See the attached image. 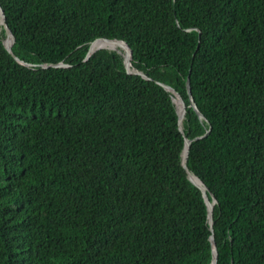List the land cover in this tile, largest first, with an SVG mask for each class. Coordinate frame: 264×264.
<instances>
[{"label": "trees", "instance_id": "trees-1", "mask_svg": "<svg viewBox=\"0 0 264 264\" xmlns=\"http://www.w3.org/2000/svg\"><path fill=\"white\" fill-rule=\"evenodd\" d=\"M0 6V264H264V0Z\"/></svg>", "mask_w": 264, "mask_h": 264}, {"label": "water", "instance_id": "water-1", "mask_svg": "<svg viewBox=\"0 0 264 264\" xmlns=\"http://www.w3.org/2000/svg\"><path fill=\"white\" fill-rule=\"evenodd\" d=\"M0 17H1L0 23L4 26V29H5V32H6V36H5L4 40H3V44H4L5 48L7 49V51L10 52L13 55V53L11 51V47H12V44L14 42V36L11 33V30L9 29V27L7 26V24L5 22V15H4V12H3L1 6H0ZM9 37L11 38L10 42H7L6 40ZM97 40L110 41V42L113 43L112 49H117V50L121 49L123 51L125 68L127 69L128 72L137 73V74L142 75L145 78H149L143 72L130 70V64H131V59H132V51H131L130 47L127 45V43L125 41H123V40L109 39V38H97V39H95L94 41L91 42V45H90V47L88 49V53H87L86 57L89 56L90 53H92L96 49H98V48H96L94 50H91L92 44L95 41H97ZM13 57L15 58V60L17 62H19L21 64L28 65V63H26L23 60L19 59L17 56L13 55ZM43 66L46 67L47 65H43ZM54 66L60 67V66H67V65L65 63L60 62V63L55 64ZM157 83H159L166 90L171 91L175 96H177L178 103H179V106H180V110H178V105L175 103L176 104V108H177V115H178V128H179L180 131H182V120L184 119L185 112H186V104H185L184 100L179 95V93L175 92V90L172 89L169 85H167L165 83H162V82H157ZM186 88H187V93H188V96H189V105L192 106L195 109L197 115L202 118L203 115L197 110L196 105L193 102V99H192V96H191L189 77L186 80ZM173 101H174V99H173ZM196 138H198V137H196ZM190 142H191V139H189L187 137H184V152H183L182 166L184 168H186V169H187V157H188ZM186 173H187L186 175H187V178L189 179V181H191L195 186H197L200 189V191L202 193V196L204 198V201H205V203L207 205L209 229L211 231L209 239H210V242H211V245H212V249H213V257H212V259H211L209 264H217V250H216L215 241H214V234H213V206H214V204L216 202V199H215V197L212 194H211V199L209 198V195L207 193V187L202 183V181L198 177H196L194 174H192L188 170H186ZM193 177H196L201 182L202 185H200L197 182H195Z\"/></svg>", "mask_w": 264, "mask_h": 264}, {"label": "bare ground", "instance_id": "bare-ground-1", "mask_svg": "<svg viewBox=\"0 0 264 264\" xmlns=\"http://www.w3.org/2000/svg\"><path fill=\"white\" fill-rule=\"evenodd\" d=\"M9 39H11L9 37ZM7 41V40H6ZM8 42V41H7ZM10 42V40H9ZM113 47V43L110 42V41H104V40H100V41H95L93 44H92V47H91V50H94L96 48H109L111 49ZM121 53V52H120ZM174 101L175 103L178 105V110H180V106H179V103H178V98L177 96H174ZM195 182H197L198 184L202 185L201 182L196 178V177H193Z\"/></svg>", "mask_w": 264, "mask_h": 264}]
</instances>
